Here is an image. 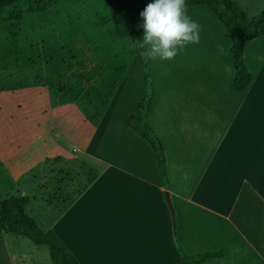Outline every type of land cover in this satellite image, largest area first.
I'll list each match as a JSON object with an SVG mask.
<instances>
[{
  "label": "crops",
  "instance_id": "obj_1",
  "mask_svg": "<svg viewBox=\"0 0 264 264\" xmlns=\"http://www.w3.org/2000/svg\"><path fill=\"white\" fill-rule=\"evenodd\" d=\"M234 1L248 17L264 9V0ZM187 14L199 43L147 60L146 121L163 145L169 190L151 147L126 125L144 86L125 31L102 26L99 51L84 53L96 32L55 38L35 21L41 73L0 90V185L19 187L29 214L79 264H178L174 230L188 256L223 253L199 264H264V36L245 44L252 81L236 92L228 33L205 6ZM22 238L0 239V264H51Z\"/></svg>",
  "mask_w": 264,
  "mask_h": 264
},
{
  "label": "trees",
  "instance_id": "obj_2",
  "mask_svg": "<svg viewBox=\"0 0 264 264\" xmlns=\"http://www.w3.org/2000/svg\"><path fill=\"white\" fill-rule=\"evenodd\" d=\"M154 2L155 0H17L0 6V77L8 75L12 79V83L0 86V90L28 84V81L34 80L41 73L40 51L35 43L40 29L35 28V21L43 23L44 33L48 30L55 31L51 34L55 38L71 32L81 33V36L96 32V37L89 35L90 37L84 38V45L81 46L84 53L85 48L99 51L102 36L97 32L102 31V26L104 30L115 26L114 33L117 30L119 33L125 31L131 50L140 62L144 86V95L127 118L126 125L151 147L162 175L164 189L169 190L164 148L146 121L153 102L151 66L141 55L143 50L136 43L144 35L141 13L149 3ZM185 3L187 9L207 7L226 30L231 41L228 54L234 67L232 88L236 92L245 91L252 81V75L243 61L244 47L247 42L264 36V9L257 15L248 17L234 0H185ZM51 22L55 24L52 25ZM0 175H3L2 171ZM7 185H0V194H4L0 199V239L8 234L21 236L35 245L45 246L51 264H79L51 229H39L34 218L26 211L29 204L27 195H8L6 193L11 187L9 183ZM172 242L177 251L178 264H199L223 256L221 252L186 255L178 245L175 230Z\"/></svg>",
  "mask_w": 264,
  "mask_h": 264
},
{
  "label": "clouds",
  "instance_id": "obj_3",
  "mask_svg": "<svg viewBox=\"0 0 264 264\" xmlns=\"http://www.w3.org/2000/svg\"><path fill=\"white\" fill-rule=\"evenodd\" d=\"M141 16L144 35L136 43L146 60L170 61L189 44L199 43L201 26L187 14L185 0H155Z\"/></svg>",
  "mask_w": 264,
  "mask_h": 264
},
{
  "label": "rangeland",
  "instance_id": "obj_4",
  "mask_svg": "<svg viewBox=\"0 0 264 264\" xmlns=\"http://www.w3.org/2000/svg\"><path fill=\"white\" fill-rule=\"evenodd\" d=\"M10 77L11 76H8V75L6 77H4V78L3 77L2 78L0 77V86H5V85H7L9 83H12V79H10ZM1 178L3 179L4 178V175H0V181H2ZM6 194H8V195H19V194H21V192H20V189L18 187L16 189H13L12 188V189L8 190V192ZM3 196H4V194H0V199ZM28 209H29V204L26 207L27 213H28ZM30 216H32L34 218V220L36 221L37 226L39 227V229L46 230L45 229L46 227L44 226V224H42V222L40 221V219H39V217L37 215H30ZM22 239H23V241H25V243H28L27 245H30L29 244L30 242L26 238H22ZM38 248L41 249V251L43 252V259L46 261L47 256H48V250H47V248L45 246H40ZM27 250H28V248H27ZM27 250H25V252L28 255V257H30L29 251H27Z\"/></svg>",
  "mask_w": 264,
  "mask_h": 264
},
{
  "label": "water",
  "instance_id": "obj_5",
  "mask_svg": "<svg viewBox=\"0 0 264 264\" xmlns=\"http://www.w3.org/2000/svg\"><path fill=\"white\" fill-rule=\"evenodd\" d=\"M165 198H166V202L168 204V206L170 207V210H171V215H172V222H173V226H174V212H173V208H172V203L170 201V196L169 194L166 192L165 193Z\"/></svg>",
  "mask_w": 264,
  "mask_h": 264
}]
</instances>
